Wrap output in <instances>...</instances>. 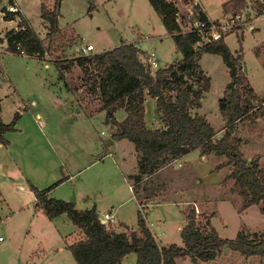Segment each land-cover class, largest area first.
I'll return each mask as SVG.
<instances>
[{
  "label": "rangeland",
  "instance_id": "1",
  "mask_svg": "<svg viewBox=\"0 0 264 264\" xmlns=\"http://www.w3.org/2000/svg\"><path fill=\"white\" fill-rule=\"evenodd\" d=\"M22 1L25 14L37 29L35 32L44 38L47 24H41L38 0ZM173 1L181 7L182 0ZM54 2L51 0L52 6ZM207 3L215 14L221 0H205ZM59 10L61 30L51 42V52L45 55L46 60L53 63L54 59L63 57V52L70 58L79 55L73 49L87 43L94 47L91 53H98L116 47L122 41L137 44L143 50V55L154 49L161 67L181 57L172 39L163 36V25L148 0H60ZM247 11L248 17L252 18L253 11ZM236 34L237 37L240 35L238 32ZM236 34L228 35V43L232 47ZM261 34L264 37V29ZM249 52L248 43L245 46L246 64L254 63L257 67ZM218 56L206 54L199 65L201 63L209 75L208 91L203 92L201 99L202 111L207 114L216 133L220 134L225 122L218 108V100L222 97L227 70L217 60L220 59ZM52 62L11 53L7 51V40L0 39L1 120L9 123L16 112L20 113L16 130L7 135L10 149L5 146L0 148V193L3 199L0 201V264H76L63 241V236L75 229L73 224L65 215L50 219L43 209L36 207L34 197L28 190L27 179L40 187L52 185L56 189L63 175L77 173L71 177L69 184L58 186L60 188L53 195L59 196L65 188L75 186L80 196L89 185L88 180L97 182L95 176L103 173L105 187L107 180H115L117 199L123 201L131 195L127 182L132 181H127L130 178L127 174L137 167L133 143L122 139L106 149L104 144L110 139L111 127L106 123L104 113H96L90 118L83 116L82 105L90 111L100 107L98 98L90 94L87 88H81L83 71L74 66L66 76L67 82L80 85L75 93L68 90L57 77ZM45 63H48V68ZM251 76L256 86L264 85V68L258 65ZM189 83L202 86L196 76L191 77ZM260 101V98L253 101L256 110L251 119L237 124L236 135L242 140L244 156L258 160L264 169V105ZM197 110L191 109V113ZM119 113L123 114V111ZM108 152H111L109 157ZM97 158L99 160L92 163ZM222 161L223 158L213 155L202 158L198 150H192L178 162L175 159L167 163L168 166L161 172L145 181L143 189L157 195L156 201L160 202L149 208L146 218L149 222L162 221L168 242L182 244L179 229L184 225V216L181 211H191L194 204L177 206L171 203L177 201H195L194 206L199 210L198 213L194 211L195 222L202 233L209 232L208 222L222 238L228 239L234 238L242 230L256 233L264 229V214L259 207L251 205L243 209L244 200L237 193L233 181L222 182L229 169H214ZM20 178L24 179L20 181ZM16 185L26 190L23 191L22 187L17 190ZM134 208V200L126 201L120 208L129 212L126 219L128 224L135 223L137 215ZM141 211L143 214V208ZM108 227L112 228V224ZM76 238L75 232L68 235L70 241ZM60 247H64V250L59 251ZM120 264H135V254L125 257ZM178 264L193 263L186 258L178 260ZM203 264H264V257L244 259L226 250Z\"/></svg>",
  "mask_w": 264,
  "mask_h": 264
},
{
  "label": "trees",
  "instance_id": "2",
  "mask_svg": "<svg viewBox=\"0 0 264 264\" xmlns=\"http://www.w3.org/2000/svg\"><path fill=\"white\" fill-rule=\"evenodd\" d=\"M2 0H0L1 3ZM158 15L164 30L171 37L181 57L152 72L147 53L133 42L87 55L54 59L61 75L74 66L83 71L81 88L98 98L99 111H105L106 120L116 127L112 139H127L138 153L140 180L161 170L177 157L198 149L201 156L223 158L215 170L224 167L229 173L222 182L232 180L237 193L244 200L243 209L257 205L264 214V169L258 160L244 156L242 140L236 135L237 124L251 119L258 100L243 71L241 54L234 55L224 40L207 42L196 47L198 36L194 31H183L177 20V5L173 0H148ZM59 4L55 0L50 8L46 0L40 3V18L47 24V34L40 38L24 15V29L6 34L7 51L43 59L51 52V42L60 33ZM247 0H229L223 3L226 15L239 13L247 8ZM92 8V5L89 7ZM255 17L264 13V2L256 1L250 7ZM202 19L205 15L200 14ZM251 18V17H250ZM246 17L247 19H250ZM239 29V28H238ZM242 34L238 36L241 51ZM203 53L217 54L228 69L230 81L224 87L218 108L225 120L223 131L217 134L205 116L191 113L201 106L203 92L208 91L209 79L200 68ZM76 54V52H75ZM196 76L202 86L189 83ZM69 83V82H68ZM73 90L80 85L69 83ZM146 96L155 99V111L160 127L150 128L145 122ZM264 105V99H261ZM259 105H257V109ZM122 110L125 118L117 121L116 113ZM19 113L4 123L0 116V143L8 145L5 134L15 131ZM36 198V207L44 210L49 218L66 214L70 222L80 229L82 237L68 246L76 264H119L128 254L136 255L135 264H178L188 258L193 264L212 261L223 251H232L244 259L264 257V229L256 233L242 230L234 238H222L208 222L210 230L202 233L195 222V213L187 214L185 226L180 231L182 244L159 246L141 213L138 212L137 229L117 232L103 224L95 208L78 210L69 201L48 196V190H39L28 182Z\"/></svg>",
  "mask_w": 264,
  "mask_h": 264
},
{
  "label": "crops",
  "instance_id": "3",
  "mask_svg": "<svg viewBox=\"0 0 264 264\" xmlns=\"http://www.w3.org/2000/svg\"><path fill=\"white\" fill-rule=\"evenodd\" d=\"M226 1H229V0H221L220 6H218L219 7V10L215 14L212 12V8L210 7V5L208 3L205 4V0H198V4H199L200 8L203 10V13H204L203 15H205V17L207 19H209L211 21L218 22V21H222L223 19H225V18H227V17L230 16V15L224 14L223 13V10H222V5ZM256 1L264 2V0H247L248 5H247V8L245 9L246 11L243 10L245 12L246 17H247V14L249 13L247 10L251 11L250 10V7H252V5L254 4V2H256ZM7 3H14V4H16L18 6L19 11L29 21V23L31 24V26L33 27V29L34 30H37V29L34 28V26L32 25V23L30 21V19L25 14L24 2L22 0H2L1 1V4H0V7L5 6ZM40 3H41V0H38L39 11H40ZM47 4L49 5L50 8H53V6L51 4V0H48V3ZM177 6H178V4H177ZM59 13H60V10H59ZM60 18H61V14L59 15V19ZM42 23H45V22L42 20L41 21V24ZM244 23H246L245 26L241 25L242 27H239V29L236 30V32L242 34V38H243L242 43H241V46H242L241 51H240V47H239V43H238V37H237L238 34H236V32L230 33V34H234V33L236 34V38H235V41L236 42L234 43V47H232V46L229 45V43H228V35H226L223 40L226 43V45L228 46V48L230 49V51L234 55H237L239 53L241 54V56H242V66H243V68H245V72L244 73L246 74V76H247V78H248V80L250 82V85L252 86V88H253L254 92L256 93L257 97L260 98V99H264V85L260 86V84H258L257 85L258 87H257L256 84H255V82H254V79H252V76H251V75H254L255 74V70L258 69V65L261 68H264V37L261 34L262 30L264 29V13L261 16H259V17H255L253 15V17L251 19H247ZM13 26H15L14 22H11V23L2 22V23H0V29L2 30V32H0V39H6L7 32ZM45 26H46V23H45ZM3 29H4V31H3ZM163 36H165L167 38H171L166 33L165 30H164ZM148 40H149V37H148ZM122 42H125V41H122ZM248 43H249V46H250L249 55H250L251 59L254 62L257 63V67L254 66V63L253 64L250 63L249 65L246 64L245 46H247ZM87 44H90V43H87ZM75 48L76 49H73V50L74 51H77V48L78 47H75ZM243 48H244V51L242 50ZM93 49H94V47H93ZM2 52H6V51H2ZM151 52H154L155 53L154 49H150V51L147 53V55H149ZM206 54H211L212 56H216L217 55V54H212V53H203L202 56H201V58H200V60H199V62H201V59ZM218 57H220V56H218ZM155 58H156V53H155ZM40 60H45V61L52 62L50 60H46V57H44L43 59H40ZM156 60H158V59H156ZM217 60H219L220 62H222L221 57H220V59H217ZM167 64H169V63H166L164 66H166ZM222 64H223V66L227 70L226 71L227 72L226 73L227 79L224 82V85L222 86V93H223L224 87L230 81V76L228 74V69H227L226 65L223 62H222ZM53 65H54V63H53ZM200 65H201V63H200ZM158 66H159V63H158ZM45 67L46 68L49 67L48 63H45ZM54 67H55V70H56L57 75H58L57 77L63 82V84L65 85V87L68 90H71V91L77 93L75 90H73V87L67 82V79H66V76H67L68 73H70V70L69 71H64L60 75L59 74V71H58V69L56 68L55 65H54ZM159 67H161V66H159ZM254 67H255V70H254ZM200 68H201L202 71L204 70L202 68V65H201ZM205 72L206 71L204 70V73ZM205 74L207 75V77H209V75L207 74V72ZM202 106H203V100H201V106L199 108H197L198 110L195 111L194 113H199V114L205 116L206 119L209 121V119L206 116L207 114L202 111ZM81 108L84 111L83 116H85V117L87 116L88 118H90L91 116H94L96 113L97 114L104 113V115H105V111H99V110H91L90 111V110H87L86 108H84L83 105H82ZM144 108H145V118L144 119H145L146 125L148 127H150V128L160 127V125H161L160 124V118H159V115L155 111V108H156L155 99L152 98V97H150V96H146V99H145V102H144ZM119 111H122V110H119ZM119 111L116 113L115 118H116L117 121H122L125 118V114L124 113L121 114V113H119ZM16 113H19V112H16ZM19 117H20V113H19ZM222 118H223V116H222ZM105 121L111 127L110 139L107 141V143L104 144L106 146V149H108L111 145L116 144L117 142L121 141L122 139H112L111 138L113 132L116 131V127L115 126H112L106 120V116H105ZM223 121L225 122L224 118H223ZM17 122H18V120H17ZM15 130H16V128H15ZM9 133H11V132H8V133L5 134V138L6 139H7V135ZM3 146H5L7 149H10V147H11L10 141L8 140V145H3V144L0 143V148H3ZM194 150H198V149H194ZM198 152H199V150H198ZM110 154H111V152H108L107 153V156L108 157L111 156ZM137 155H138V153L135 151L136 160H138V158H137L138 156ZM185 155H182V156L177 157L176 158V161L178 162V160L181 157L185 156ZM199 155H200V153H199ZM207 156L208 155H203L201 157L202 158H205ZM101 158H103V157H101ZM98 160H99V158H97L92 163H94V162H96ZM178 164H180V163H178ZM167 166H168V164L165 165L161 170H163ZM117 168H118V166H117ZM161 170H159L158 172H161ZM18 173H21V172L18 171ZM118 173H120V172H118ZM138 173H139V169H138V165H137V167L135 168V171L134 172H132V173L130 172V173L127 174V176L130 177L129 180H127V181H130V180L132 181L130 183L127 182V184H128V190L131 193V195L128 198H126L125 200H123V201H121V199H117L116 198V195H118V186H116V183H115V180L114 179L112 180L110 178L111 180H107V187H105L106 186L105 185V181L106 180L103 179L104 176H105L103 173H100L97 176H95L97 182H91L90 180H88L89 185H86V189L80 193V196L77 195L76 189L74 188L75 186L73 188H71V189L65 188V190H63L59 194V196H54L53 195V193L56 192L60 187H63L65 185L69 184V182L71 181V177L74 176V175H76L77 173H75V174H68L67 173L66 175H63L62 176V179L60 181H58V184H57L60 187L58 188V186L54 184L55 187L57 186L56 189H53L52 188L53 187L52 185L50 187L49 186L48 187H40L36 182H35V184H33L31 181H29V179H27L28 181L27 180L26 181H27V186H28V182H31L39 190L49 189L48 190V193H47L48 196H52V197H54L56 199H61V200L69 201L70 195H72V193H74V195L71 196V197H73V200H74V201H72V203L74 204V208L75 209H78V210H84V209H90V208L94 207L95 208V211H96V213H97V215L99 217V219L106 212L114 213L116 220L113 223H111V224H112V228L115 231H117V232H126L128 230L129 231L130 230H136L137 229L138 212L141 213L142 212L141 211V208H143V214L142 213L141 214L143 215V217H144V219H145V221L147 223L148 228L150 229L153 237L155 238V240L157 241V243L159 244V246H166V245H169V244H176V243H170V242H168L169 241L168 238H165L166 237V232H165V230L162 227V224L163 223H162V221L160 219L154 220L153 222H149L147 220V218H146V214H147L149 208L152 205H157L156 203L160 204L159 201H156L157 198H158V197L156 198L157 195L148 193V191H145L143 189V185L145 184V181H147L150 177L154 176L155 174L154 175H151V176H146V177H143L140 180H137V179L134 178V176L136 174H138ZM111 176H112V174H111ZM119 177H117V180L118 181H120ZM23 179L24 178H20V181H22ZM125 180L126 179L124 178V181ZM98 182L99 183H102V184H99ZM129 186H132V188L130 189ZM137 186H139V188H137ZM21 187L24 189L23 191L26 190L23 186L16 185V189L17 190H19V188H21ZM28 190H29V192L32 193V195L34 197V193L30 190V188ZM132 200L135 201L134 211L136 212V215H137L136 220H135V223H134L135 226H132L134 224H128V221L126 220V219H128V216L130 215L129 212H127V211H121V209H120L123 203H125L126 201H132ZM0 201H3V199L1 200V193H0ZM191 202H194V204H192L193 207H192L191 211L190 210L189 211H185L184 209L181 211L182 214H183V216H184V225L179 229V234H180L181 229L186 224L187 214L190 213V212H194V209L193 208H194V205H195V201H185V202H179V201H177V202H171V203H175L177 206H179V205L180 206L181 205L184 206V205L189 204ZM35 206H36V203H35ZM62 215L67 216L66 214H61V216ZM1 220L2 219H1V215H0V221ZM74 228L75 229L73 231H71L68 234H66V235L63 236V241L66 244V247H65L66 249H68V246L70 244H72L73 242L79 240L82 237V233H81L80 229L77 228L76 226H74ZM73 232L76 233V237L77 238L70 241L68 239V235H71V233H73ZM161 241H164V242L161 243ZM181 241H182V239H181ZM177 245H179V244H177ZM58 250L59 251H63L64 250V247H60ZM131 254H128L125 257H127V256H129ZM39 255L40 254H38L37 257H39ZM135 260H136V255H135ZM121 261H120V263H121Z\"/></svg>",
  "mask_w": 264,
  "mask_h": 264
},
{
  "label": "built area",
  "instance_id": "4",
  "mask_svg": "<svg viewBox=\"0 0 264 264\" xmlns=\"http://www.w3.org/2000/svg\"><path fill=\"white\" fill-rule=\"evenodd\" d=\"M181 4L183 6H177L178 10L176 13V20L183 31H194L197 34L198 40L195 44L196 47H199L201 44L207 42H216L224 39L226 35L233 33L234 29L237 30L246 20L244 11L230 14L229 17L218 22L211 21L206 17L205 19H202L200 14L204 13L198 4V0H182ZM19 12L18 6L14 3H7L5 6L0 7V23L14 22L15 26L11 27L9 31L23 30L24 21L22 15ZM92 50L93 46L91 44H86L77 48L76 52L79 55H87L91 53ZM18 54L21 56H26L23 50H19ZM148 61L150 63V70L154 72V70L158 68V62L155 58L154 52H151L148 55ZM129 188L131 189L132 186H129ZM34 201H36V198H34L33 202ZM193 209L196 213L199 212L197 207L194 206ZM115 220L116 218L114 213L109 212L104 213L100 218V221H102L107 226H109Z\"/></svg>",
  "mask_w": 264,
  "mask_h": 264
},
{
  "label": "water",
  "instance_id": "5",
  "mask_svg": "<svg viewBox=\"0 0 264 264\" xmlns=\"http://www.w3.org/2000/svg\"><path fill=\"white\" fill-rule=\"evenodd\" d=\"M243 71L245 72V68H243ZM69 201L72 202V201H73V197H71V198L69 199ZM102 223H103V222H102Z\"/></svg>",
  "mask_w": 264,
  "mask_h": 264
}]
</instances>
